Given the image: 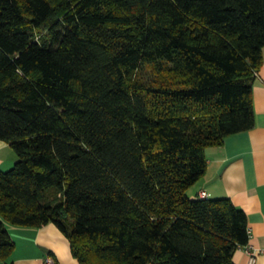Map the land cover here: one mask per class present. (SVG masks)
<instances>
[{
	"label": "trees",
	"instance_id": "1",
	"mask_svg": "<svg viewBox=\"0 0 264 264\" xmlns=\"http://www.w3.org/2000/svg\"><path fill=\"white\" fill-rule=\"evenodd\" d=\"M264 0H0L5 221L56 223L80 264H236L246 212L198 198L207 149L256 123ZM152 66L154 79L143 68Z\"/></svg>",
	"mask_w": 264,
	"mask_h": 264
},
{
	"label": "crops",
	"instance_id": "2",
	"mask_svg": "<svg viewBox=\"0 0 264 264\" xmlns=\"http://www.w3.org/2000/svg\"><path fill=\"white\" fill-rule=\"evenodd\" d=\"M264 54V49H263ZM253 90L256 123L252 129L226 137L221 146L207 149L206 174L188 191L192 199L229 197L248 218L250 241L257 251L253 264H264V63ZM18 157L9 142L0 139V171L14 167ZM206 191L207 197L201 192ZM15 247L0 264H45L52 256L56 264H80L71 243L56 223L26 226L5 221ZM246 246L234 254L236 264H250Z\"/></svg>",
	"mask_w": 264,
	"mask_h": 264
},
{
	"label": "built area",
	"instance_id": "3",
	"mask_svg": "<svg viewBox=\"0 0 264 264\" xmlns=\"http://www.w3.org/2000/svg\"><path fill=\"white\" fill-rule=\"evenodd\" d=\"M201 196L202 197H207L208 196V193L206 191H202L201 192ZM246 247L248 248L249 250V254H250V264H253L256 260V254H257V251L252 249L249 245H246ZM56 259L52 256H48L46 258V263L45 264H56Z\"/></svg>",
	"mask_w": 264,
	"mask_h": 264
},
{
	"label": "rangeland",
	"instance_id": "4",
	"mask_svg": "<svg viewBox=\"0 0 264 264\" xmlns=\"http://www.w3.org/2000/svg\"><path fill=\"white\" fill-rule=\"evenodd\" d=\"M143 74L147 80L154 79L155 72L153 70L152 66H147L146 68H143Z\"/></svg>",
	"mask_w": 264,
	"mask_h": 264
}]
</instances>
